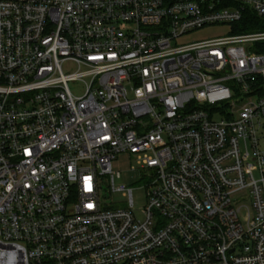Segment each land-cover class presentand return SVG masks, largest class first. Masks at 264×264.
<instances>
[{"label": "built area", "instance_id": "2783aa9c", "mask_svg": "<svg viewBox=\"0 0 264 264\" xmlns=\"http://www.w3.org/2000/svg\"><path fill=\"white\" fill-rule=\"evenodd\" d=\"M261 47L264 0H0V264H264Z\"/></svg>", "mask_w": 264, "mask_h": 264}, {"label": "rangeland", "instance_id": "374dc122", "mask_svg": "<svg viewBox=\"0 0 264 264\" xmlns=\"http://www.w3.org/2000/svg\"><path fill=\"white\" fill-rule=\"evenodd\" d=\"M229 30L228 24H211L200 27L196 30L184 33L178 38V42H187L198 39L210 38L222 34H226ZM69 88L72 93L80 94L83 84L81 81L69 82ZM132 154L122 152L115 155L110 161V169L113 174V185L115 187H123L122 189L111 190L109 188V175L100 176V199L103 202L109 203L111 206H127V195H124L127 188H130L132 205L134 206V213L140 216L139 207H141L144 200V190L140 186L139 173L134 168L135 163ZM117 172V175L115 174ZM126 194V193H125Z\"/></svg>", "mask_w": 264, "mask_h": 264}, {"label": "trees", "instance_id": "16d2710c", "mask_svg": "<svg viewBox=\"0 0 264 264\" xmlns=\"http://www.w3.org/2000/svg\"><path fill=\"white\" fill-rule=\"evenodd\" d=\"M252 21H254L255 22V18H254V20H253V17H252V20H251V22ZM256 22H257V20H256ZM258 23H253L252 25L250 24V25H245V26H243V27H239L238 29L239 30H248V29H255V28H259V27H262L263 26V24H259V25H257ZM261 50H263L264 51V47H261L260 48Z\"/></svg>", "mask_w": 264, "mask_h": 264}]
</instances>
